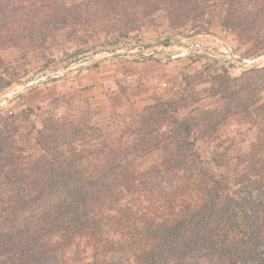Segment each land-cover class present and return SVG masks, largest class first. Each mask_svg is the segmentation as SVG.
<instances>
[{
    "label": "trees",
    "instance_id": "trees-1",
    "mask_svg": "<svg viewBox=\"0 0 264 264\" xmlns=\"http://www.w3.org/2000/svg\"><path fill=\"white\" fill-rule=\"evenodd\" d=\"M26 1L33 4L0 0V32L22 12L38 17L37 28L47 30L66 25L60 15L82 24L116 16L120 36L127 38L159 11L175 30L197 26L215 0ZM225 2L224 34L249 46L245 58L264 52V0ZM4 65L0 58L6 77ZM195 87L184 76L168 99L135 115L115 146H86L95 132L105 138L89 124L90 109L82 121L43 106L6 120L0 249L7 248V260L0 264H59L68 254L80 259L87 249L123 253L134 264H167L195 254L218 255L226 264H264L258 250L264 231V66L238 77L224 69L203 93ZM203 101L211 105L203 107ZM31 118L36 120L27 129ZM231 119L255 123L256 142L236 154L229 147H203ZM155 155L160 160L142 169Z\"/></svg>",
    "mask_w": 264,
    "mask_h": 264
},
{
    "label": "rangeland",
    "instance_id": "rangeland-1",
    "mask_svg": "<svg viewBox=\"0 0 264 264\" xmlns=\"http://www.w3.org/2000/svg\"><path fill=\"white\" fill-rule=\"evenodd\" d=\"M21 1L24 5L33 4ZM225 4V0H215L206 9L203 23L177 30L172 28L166 12L159 11L145 22L140 31L129 34L127 38L120 36L116 16L92 19L82 24L60 15V19H67L66 25L47 30L37 28L38 17L26 12L14 15L8 30L0 32V58L8 69L6 77L0 74V137L6 135V120L22 116L28 107L35 109L43 106L46 111L51 109L57 116L80 121L86 116L84 110L90 109L94 113L89 124L97 127L105 138L98 137V132H95L86 146L102 143L119 145V136L133 125L135 115L159 99H168L179 88L184 76L191 77L195 89L203 93L211 87L213 77L224 69L232 77H238L248 69L263 67L264 59L256 65L243 61L245 57L241 54L249 46L239 42L233 34H224L222 31ZM67 5L71 4L67 2ZM204 28H208V33ZM169 41L176 42L178 47L181 46L180 42L185 41L217 50L210 48L192 57L174 58L177 53L174 47L169 48ZM145 44L149 47L144 50H153L157 58L134 54L101 61L109 58L111 52L142 51L138 46ZM76 64L84 68L81 73L72 69L64 78L75 77L59 78L26 89L1 105L6 95L22 83L65 68L71 69ZM82 73L85 87L79 78ZM97 76H100L99 84L96 83ZM201 105L210 106L211 103L203 101ZM34 120L31 118L24 127L31 129ZM37 128H40L39 122ZM257 134L258 128L252 121L231 119L220 129L215 139L207 141L203 147L215 152H222L229 147L236 154L238 148H249L255 143ZM129 140L124 138L122 142ZM159 160V156L155 155L144 160L141 168L146 170ZM254 194L260 195L258 192ZM258 250L264 256V231ZM0 251V262H5L7 248ZM79 257L75 261L68 254L66 260L59 264H134L133 259L123 253H106L102 250L87 249ZM167 264H226V261L218 255L195 254Z\"/></svg>",
    "mask_w": 264,
    "mask_h": 264
},
{
    "label": "water",
    "instance_id": "water-1",
    "mask_svg": "<svg viewBox=\"0 0 264 264\" xmlns=\"http://www.w3.org/2000/svg\"><path fill=\"white\" fill-rule=\"evenodd\" d=\"M111 56H109V58H106V59H103L101 61H104V60H107V59H118L120 57H122L123 55H133L132 52H130L129 50H126V51H122V52H111L110 53ZM192 57L194 56L193 54H190V55H187V54H181V55H177L175 56L174 58H178V57ZM95 57V56H92V58ZM264 59V53L261 54L260 56L256 57V58H253V59H250V58H244L243 61L245 62H250L251 65H256V63H258L260 60H263ZM98 63V62H96ZM95 63V64H96ZM80 65L79 64H76L74 65L71 69L69 68H65V69H62V70H58V71H55V72H52V73H49V74H46L40 78H34V79H31L27 82H24L22 83L17 89L15 90H12L11 92H9L5 99L3 100L2 104L1 105H4L8 102V100L10 98H13L15 96H17L18 94L22 93L23 91H25L26 89H30V88H33L35 86H38L40 84H43L45 82H48V81H52V80H55V79H59V78H62V79H70V78H73L75 76H71V77H67V78H64L72 69H76L78 71V73H81V71L84 69V68H79Z\"/></svg>",
    "mask_w": 264,
    "mask_h": 264
},
{
    "label": "built area",
    "instance_id": "built-area-1",
    "mask_svg": "<svg viewBox=\"0 0 264 264\" xmlns=\"http://www.w3.org/2000/svg\"><path fill=\"white\" fill-rule=\"evenodd\" d=\"M168 43H170L169 45V48L171 47H174V51H176V56L177 55H181V54H187V55H190V54H193V55H197V54H201L203 50H207V49H212V50H217L216 48L214 47H211V46H206V45H197V44H193V43H188V42H185V41H182L180 42L181 46L178 47L176 44V42H173V41H169ZM146 47H149L148 44H145V45H139L138 48H141L143 49L142 51H139L137 49L135 50H131L130 52L133 53V55H142L144 56V58H157V56L154 54V51L153 50H144V48ZM171 50V49H169Z\"/></svg>",
    "mask_w": 264,
    "mask_h": 264
},
{
    "label": "crops",
    "instance_id": "crops-1",
    "mask_svg": "<svg viewBox=\"0 0 264 264\" xmlns=\"http://www.w3.org/2000/svg\"><path fill=\"white\" fill-rule=\"evenodd\" d=\"M79 78H80L81 81H83V85H84V87H85V84H84V81H85V79H84V74H83V73L80 74V75H79ZM99 81H100V76H97V81H96V83L99 84V83H100ZM97 86H99V85H97ZM93 88H97V87H93ZM85 89H86V88H85ZM86 90H87V89H86ZM18 95H19V94H18Z\"/></svg>",
    "mask_w": 264,
    "mask_h": 264
}]
</instances>
